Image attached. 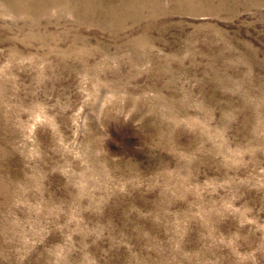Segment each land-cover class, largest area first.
<instances>
[{"label":"rangeland","instance_id":"rangeland-1","mask_svg":"<svg viewBox=\"0 0 264 264\" xmlns=\"http://www.w3.org/2000/svg\"><path fill=\"white\" fill-rule=\"evenodd\" d=\"M0 264H264V0H0Z\"/></svg>","mask_w":264,"mask_h":264}]
</instances>
